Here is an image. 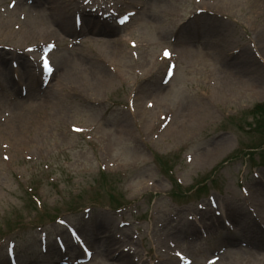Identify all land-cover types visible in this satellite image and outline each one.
I'll return each mask as SVG.
<instances>
[{
  "label": "rangeland",
  "instance_id": "rangeland-1",
  "mask_svg": "<svg viewBox=\"0 0 264 264\" xmlns=\"http://www.w3.org/2000/svg\"><path fill=\"white\" fill-rule=\"evenodd\" d=\"M46 1L0 0V43H54L36 54L55 66L37 77L33 53L6 55L34 76L1 82L0 264L8 242L21 264L60 257L56 215L74 224L71 237L111 231L83 264H173L178 254L187 264H264L255 249L264 244V111L254 112L264 109V70L253 56L249 71L227 67L240 50L264 56V0H112L118 13L136 11L129 23L92 9L104 0H57V11Z\"/></svg>",
  "mask_w": 264,
  "mask_h": 264
},
{
  "label": "bare ground",
  "instance_id": "bare-ground-1",
  "mask_svg": "<svg viewBox=\"0 0 264 264\" xmlns=\"http://www.w3.org/2000/svg\"><path fill=\"white\" fill-rule=\"evenodd\" d=\"M57 0H47L46 3L48 5H50V8L52 9V11L54 10H59L61 8V4L60 3H56ZM58 21V23L64 27V29H66L68 27V23L65 22L63 19H56ZM244 52V51H243ZM250 53V52H249ZM249 53L247 51H245L244 53H242V55H238L235 59V62H237L236 64L237 65H234L233 64H230V63H227V67L230 69V68H233V69H237L239 71V73H241L242 70H247L249 71V69L251 68L254 60L252 59L251 56H253L251 53V55H249ZM254 57V56H253ZM255 58V57H254ZM4 61V60H3ZM89 63V62H88ZM87 63V64H88ZM254 65V64H253ZM238 66V67H237ZM87 68V67H86ZM97 69V67H96ZM17 70L19 71H23L24 73L21 74L22 76H28V77H31L32 78V75L31 73L29 72V69H25L23 66H18ZM13 71H16V70H13ZM64 71H68V66L66 65L65 68H64ZM89 74H91L90 70H88ZM11 73V70H8V71H2L1 68H0V77L1 79H5V78H8L10 77V74ZM52 81V80H51ZM51 83V82H50ZM128 130V128H126Z\"/></svg>",
  "mask_w": 264,
  "mask_h": 264
},
{
  "label": "snow or ice",
  "instance_id": "snow-or-ice-1",
  "mask_svg": "<svg viewBox=\"0 0 264 264\" xmlns=\"http://www.w3.org/2000/svg\"><path fill=\"white\" fill-rule=\"evenodd\" d=\"M166 55H167V53H166ZM45 64H46V66H47V61H45Z\"/></svg>",
  "mask_w": 264,
  "mask_h": 264
}]
</instances>
